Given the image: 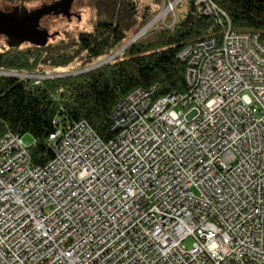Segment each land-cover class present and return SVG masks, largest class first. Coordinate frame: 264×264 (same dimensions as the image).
Returning <instances> with one entry per match:
<instances>
[{
	"label": "built area",
	"instance_id": "2783aa9c",
	"mask_svg": "<svg viewBox=\"0 0 264 264\" xmlns=\"http://www.w3.org/2000/svg\"><path fill=\"white\" fill-rule=\"evenodd\" d=\"M194 8L223 33L179 52L185 93L137 88L108 142L57 115L44 166L0 136V264H264V39Z\"/></svg>",
	"mask_w": 264,
	"mask_h": 264
},
{
	"label": "trees",
	"instance_id": "16d2710c",
	"mask_svg": "<svg viewBox=\"0 0 264 264\" xmlns=\"http://www.w3.org/2000/svg\"><path fill=\"white\" fill-rule=\"evenodd\" d=\"M32 1L0 0V13L18 17V4ZM215 1L230 16L235 30L258 32L264 39V0ZM194 2L187 0L189 17L154 30L92 71L40 79L39 83L35 78L0 75V136L10 131L31 135L32 162L44 166L54 157L48 140L57 115L88 122L108 142L116 135L112 129L115 107L137 88L156 87L154 98L185 93L186 66L179 52L187 43L208 37L221 39L223 33L211 17L195 11ZM161 4L162 0H153L152 5L139 8L136 0H88L94 18L90 31L45 46L26 41L13 45L0 51V71L40 74L45 69L58 72L66 68L59 72L66 73L90 67L122 48L157 15Z\"/></svg>",
	"mask_w": 264,
	"mask_h": 264
},
{
	"label": "rangeland",
	"instance_id": "374dc122",
	"mask_svg": "<svg viewBox=\"0 0 264 264\" xmlns=\"http://www.w3.org/2000/svg\"><path fill=\"white\" fill-rule=\"evenodd\" d=\"M59 1L60 0H35L29 3H19L18 6L20 7L22 4H24L30 11H32L35 9H42V8L52 6ZM162 1H163V4H161L159 11L157 12V15L154 16V18H156L159 14H161L165 10H168V7H170L169 0H162ZM170 1L174 2L173 0H170ZM87 2L88 0H68L64 4H61L57 9L50 10L46 13H39V14L33 15L30 18L29 23L33 26H36V27H39L41 29L48 31L50 33L48 42L50 43H58L62 39H66V40L73 39L77 37L79 33L83 31H90L93 27L94 18H93L91 9L86 5ZM152 2L153 0H136V4H138L139 8L143 6L152 5ZM178 4L180 6L176 8V5ZM176 5L173 4L172 7L173 9L175 7V9L170 12L167 11L168 13L165 14V16H163L161 19H159L156 22V25H153L150 28V32L140 37V39L149 36L154 30H157L163 26L164 27L174 26V24H176L178 20H183L187 18L188 16L187 0L179 1ZM146 25H143L144 27L142 26L143 27L142 29H144ZM13 45L15 46L17 45L16 41L11 40V39L9 40L8 38H6V35H4L3 33H0V51L8 50ZM24 46H28V44H24ZM65 70L66 68H62L60 71L56 72L54 69H45L40 74H46L49 71L51 76H54V75H59V74L75 73L83 69L73 70V71L66 72V73H59V72H64ZM20 74H24V75L34 74L36 75L34 78H37L38 73L22 72ZM80 74H83V73H80ZM48 79H52V77ZM22 139H23V142L28 146H31L34 143L33 137L29 134L22 136ZM192 244H193L192 237L187 238L183 242V245L188 249L192 248Z\"/></svg>",
	"mask_w": 264,
	"mask_h": 264
},
{
	"label": "water",
	"instance_id": "95a60500",
	"mask_svg": "<svg viewBox=\"0 0 264 264\" xmlns=\"http://www.w3.org/2000/svg\"><path fill=\"white\" fill-rule=\"evenodd\" d=\"M67 1L68 0H60L59 2H57L56 4H54L52 6L42 8V9L32 10L30 12H29L28 8L24 4H22L19 7L20 11L18 9V17H13L10 15L0 13V32L6 33L8 35L15 37L12 40L16 41L17 45H19V43L22 41H26V42H29V43H32L35 45L45 46L48 42L50 33L44 29H41L39 27L31 25L29 23V20L33 15L39 14V13H46L50 10L57 9L61 4H64ZM25 15H26V17L24 19H21ZM142 30H140L133 38H131L122 48H120L114 54L110 55L109 57L102 60L101 62H99L95 65H92L90 67H87L81 71L75 72V73L55 75L54 78L76 76L80 73H86V72L92 71V70H94V69H96V68H98V67H100L106 63H109L111 60H113L115 57H117L123 50L128 48L132 43H134L138 39H140V37L143 36V35H141ZM6 75L16 76V77H20V76L23 77L24 76V78H27V77L34 78L36 76L34 74H25L24 75V74H20V73H16V72H7Z\"/></svg>",
	"mask_w": 264,
	"mask_h": 264
},
{
	"label": "bare ground",
	"instance_id": "6f19581e",
	"mask_svg": "<svg viewBox=\"0 0 264 264\" xmlns=\"http://www.w3.org/2000/svg\"><path fill=\"white\" fill-rule=\"evenodd\" d=\"M179 1H182V0H174V2L172 1H169L170 2V7H168V10H165L164 12H162L161 14H159L156 18L153 19V21H151L141 32V35H145L149 30L150 28L153 26V25H156V22L161 19L163 16H165V14H167L169 10L173 9L172 5H176ZM175 8V7H174ZM188 44V43H187ZM52 76H43L41 77L40 79H45V78H51Z\"/></svg>",
	"mask_w": 264,
	"mask_h": 264
},
{
	"label": "flooded vegetation",
	"instance_id": "af4514ba",
	"mask_svg": "<svg viewBox=\"0 0 264 264\" xmlns=\"http://www.w3.org/2000/svg\"><path fill=\"white\" fill-rule=\"evenodd\" d=\"M29 10V9H28ZM29 12H30V10H29ZM26 17V15L24 16V17H22L21 19H24ZM0 33H2V32H0ZM4 35H6V38H8L9 40L11 39H13V38H15V37H13V36H11V35H8V34H6V33H3Z\"/></svg>",
	"mask_w": 264,
	"mask_h": 264
}]
</instances>
